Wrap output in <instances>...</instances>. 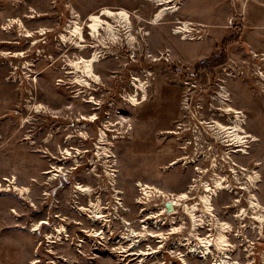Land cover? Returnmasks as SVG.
Here are the masks:
<instances>
[{"label": "rangeland", "instance_id": "1", "mask_svg": "<svg viewBox=\"0 0 264 264\" xmlns=\"http://www.w3.org/2000/svg\"><path fill=\"white\" fill-rule=\"evenodd\" d=\"M10 1L0 0V39L14 38L15 27L20 26L15 9L3 6ZM68 1L71 10L82 13L78 20L84 26L85 49L61 39V32L68 33L65 28L77 19L72 16L38 20L41 28L56 27L49 48L39 45L38 52L21 58L14 55L17 50L0 46V180L5 182L3 176L14 174L17 184L28 188L22 196L15 190L0 191V264H209V257L189 251L185 237H195L183 207L163 211L162 197L158 193L146 197L137 183L147 182L168 193L190 191L197 199L203 187L195 190L189 186L202 179L214 185L213 171L205 172L213 155L218 159L216 172L233 182V191L221 190L212 197L215 215L232 224L227 234L229 254L235 256L230 259L264 264V234L247 227V240L238 235L252 220L245 217L241 223L236 218L238 207L248 206L249 192L236 188L245 178L240 174L236 180L230 169L235 163L259 171L261 180L253 192L264 203V0H179L180 8L157 24L148 22L158 6L152 0ZM103 6L131 10L138 41L132 47L123 35L110 47H102L103 54L94 65L101 79L88 76L91 84L82 87L76 77L66 79L63 65L81 55L87 57L95 46L102 45L86 24L87 15ZM6 16L15 17L9 21L11 26L6 25ZM178 20L187 21L197 38L181 39L183 33L174 34L181 24ZM66 46L75 53L63 59ZM25 60L29 61L27 68L22 66ZM134 75L149 80L147 98L136 105L126 96L134 89ZM74 82L79 86L73 91ZM221 90H226L228 103L244 112L246 129L258 137L247 143V153L230 152L231 161L223 159L226 146L213 137V130L205 132L207 122L219 118L215 110ZM90 95L95 101L89 103ZM38 104L42 107L36 111ZM93 114L96 117L89 120ZM71 122L74 132L68 133L75 134L72 139L89 140L96 131L95 142L73 143V148L61 142L64 127ZM106 126L105 143L112 146V153L102 157L93 170L99 130ZM183 157L193 159L170 165ZM52 164L62 166L58 171L65 175L50 179L51 173L46 171ZM106 164L114 172L112 179L105 172ZM76 183L94 187L91 197L94 201L101 198L105 218L86 220L84 225L73 222L80 217L81 205L89 207V195L75 191ZM49 206L55 212L69 208L68 234L63 233L57 242L52 241L54 237H44L41 229L40 233L31 231L33 224L46 219ZM20 211L25 212L22 219ZM205 220L197 229L200 236L213 231ZM19 221L23 227L17 225ZM143 224L148 229L145 240ZM131 229L137 232V241L141 240L135 247L128 237ZM167 242L171 256L164 260ZM140 247L143 251L137 257L130 253Z\"/></svg>", "mask_w": 264, "mask_h": 264}, {"label": "bare ground", "instance_id": "2", "mask_svg": "<svg viewBox=\"0 0 264 264\" xmlns=\"http://www.w3.org/2000/svg\"><path fill=\"white\" fill-rule=\"evenodd\" d=\"M158 4L156 12L152 15V17L148 20L150 24H157L161 20H163L168 14H172L176 12L180 8L179 0H152ZM136 12V11H135ZM133 12L125 7H111V6H103L95 11H91L87 15V24L86 26L90 29L89 33L97 38L102 45L95 46L93 48L92 53L87 57L81 55L77 60L70 61L69 64L75 71L76 80L82 84V87L89 86L91 84L88 76H91L97 80L101 79V76L94 71V65L98 62L102 56V47H110V43H116L120 41V39L124 37L127 39L128 43L134 47L136 42L138 41V37L133 32V20H132ZM138 18L142 20L140 15H137ZM136 17V16H135ZM70 23L69 26L65 28L67 32H61V39L65 42L67 40H72L79 45L80 49H85L87 45L82 43L84 40V26L79 22L78 18ZM137 18V17H136ZM111 19V20H110ZM181 24L175 27L174 34L183 33L181 39H195L197 36L192 32L191 26L187 21L178 20ZM19 25L22 26V22L18 20ZM27 34H30V31L26 30ZM41 31H44V28H41ZM109 40H108V39ZM199 38V37H198ZM35 43V42H33ZM112 44V43H111ZM21 52L14 53V55L19 56ZM29 61L25 60L22 63L24 68L29 67ZM16 67V66H15ZM64 68V67H63ZM73 75V74H72ZM96 82V81H95ZM131 85L134 87L132 92L126 94L129 101L136 105L141 101L147 98L148 94V86L149 80H144L138 75H134L131 81ZM82 92V91H81ZM79 93V92H78ZM92 96V95H90ZM220 100L219 105L216 107L217 110L215 112L218 114L219 118H213L211 121L207 122L209 128L205 127V132L208 129H212L213 137L218 139L219 142L224 143L226 146V151L223 155V159L225 161L230 160V152H242L247 153L246 145L249 141H253L258 139V137L246 129L244 126V112L232 104L228 103V94L226 90H221L220 95L217 96ZM95 101V98L92 96L89 99V102ZM186 106V105H185ZM42 107V104H38L35 106V110L38 111ZM187 107V106H186ZM215 114V113H214ZM85 117V116H83ZM96 114L91 115L88 119L94 120ZM214 117V116H213ZM222 118V119H220ZM204 128V127H203ZM109 126L101 127L99 130V138L96 142L97 150L96 155L97 159H92L93 170H97V166L99 164V160L102 157H110L112 150L110 145H107L105 142L107 140V130ZM200 134H203L204 131L199 130ZM199 138V137H198ZM31 144L32 141H30ZM197 143L198 140H197ZM65 152H70L69 149H65ZM206 152H203L205 155ZM193 157L190 159L188 157H183L178 159L177 161H172L170 165H175L178 162L189 163ZM180 160V161H179ZM53 168L47 170L51 173L50 179L56 177L58 170L62 168V166L50 165ZM218 166V159L215 155L212 156L211 165L209 168L205 169V172L212 170L213 173L211 178L213 179L214 185H210L209 180H203L198 183L194 182L190 185V189L198 190L203 187V190H198L199 195L195 201L188 202L191 197L190 191H179L177 193H168L167 190L152 185L147 182H138L137 184L142 186L141 192H144L146 197L154 193H158L161 196H164L168 201V205L166 204V208L163 207V210L167 213H171L177 210L176 206L181 205L183 207V211L188 214L191 220V229L190 234H192L195 238L192 239L189 236L185 237L192 242L194 240V244H189V251L193 254L200 252L201 257L207 259V254L211 251L212 248L219 251L218 257L214 260L213 264H241L237 260L230 259V241L227 234V231L231 229L232 224L228 221H222L220 218L214 213V205L212 204L213 195L217 194L221 190H231L233 188V182L229 180L226 176L218 174L216 172ZM231 171L234 172V176L236 180L239 181L240 174L245 178V181L241 182V185L236 186L239 188H244L249 192V197L246 199L248 206H240L237 209L236 218L242 223L245 217L252 218L251 223L249 225L245 224L243 226V230L238 232V235H242L246 240L248 239L246 235V228L249 227L252 231H257L261 234H264V203L261 199L253 192V187L261 180V173L257 171L255 168L252 170H248L243 165H236L235 163L230 164ZM106 174L112 179V175L114 176V172L111 169L110 164H106L105 167ZM101 177V175H98ZM5 182L0 180V191L5 190H15L21 196L28 191L27 187H22L17 184L16 176L13 174L11 177L3 176L2 178ZM75 191L89 195V207L82 206L81 209L87 210L91 213V216L95 219L105 218V215L102 212V201L100 197H97L96 201L92 199V195L95 193L94 187L90 184H80L76 183ZM233 191V189H232ZM176 194V195H175ZM189 196V197H188ZM171 197V198H170ZM164 201V202H165ZM12 211H16L15 207H12ZM197 210H200V213H197ZM205 218H207L212 225L213 231L208 233L206 236L198 235V227L205 223ZM39 227V223L33 224L31 227V231H37ZM144 230V240L147 238L148 229L146 225L143 224ZM67 233V228L65 224L60 223L56 228V238L57 240L61 239L62 234ZM95 232H93L94 234ZM137 232L134 229H131L129 238L132 239L131 247L140 245V241H137L136 236ZM52 234H48V239H51ZM101 237L103 234L101 232ZM150 237V236H149ZM163 237L162 235L160 236ZM55 242V241H54ZM163 243V242H162ZM95 245V244H94ZM98 246V245H97ZM94 246L93 248H95ZM150 248V247H149ZM154 254V253H152ZM182 257L183 261L186 263L184 258V254L179 253ZM145 256V255H144ZM141 264V263H140Z\"/></svg>", "mask_w": 264, "mask_h": 264}, {"label": "flooded vegetation", "instance_id": "3", "mask_svg": "<svg viewBox=\"0 0 264 264\" xmlns=\"http://www.w3.org/2000/svg\"><path fill=\"white\" fill-rule=\"evenodd\" d=\"M3 6L5 8L11 7V8L15 9L14 14H16V17L19 18V20L22 22V26H19V28L15 27L17 34L15 36H13L14 38H11V39L1 38L0 39V46L12 48L14 50H17V52H21L22 54L19 55L21 58L26 57L28 55H31L35 51L38 52L40 49L39 45L42 46L43 44L50 43V38H52V36L55 35L56 27H50V28L47 27V29L44 28V31H41V27L37 24L38 20L43 19V18L66 19V18H69L71 16L72 17H79V18L82 17L81 12L74 11V10L70 9L68 0H44V1L42 0L41 2H37L36 0H16V1L13 0V1H10L8 4H5ZM6 18H7V22H5L6 25L11 26V23L9 21L11 19H15V17L6 16ZM6 25L1 24V27L7 32H11L10 30H8L6 28ZM58 25H61V22H59ZM22 27H23V29L30 31V34H27V31L22 32V30H21ZM29 28H31V29H29ZM17 35H20V36L17 37ZM83 35H84V32H83ZM82 41L83 42L85 41V36H84V40H82ZM33 42H35V43H33ZM46 47L49 48L50 47L49 44H47ZM76 48H77V46H76ZM64 50H66V52L63 53L64 54L63 59H65V57L69 58L71 55H74V53H75V51L71 50V48L69 46H66ZM70 66L71 65L69 63H66L65 65H63V67H64L63 69H65V71H66L65 75H66L67 80H71V77H75V71H74V69L69 68ZM73 85H75V86H73L70 90H73V91L77 90V87L79 86V84L77 85V83L74 82ZM24 88L26 89L25 85H24ZM88 102H89V100H88ZM13 112H14V114H17L18 110H14ZM58 120H61V119H58ZM71 125L74 126V123L71 122L70 125L64 127V130L62 132V136L64 138L61 139V142H63L64 144L66 143L71 148H73V143L79 144L81 142L82 144H85L89 141L95 142L94 139L96 137V131H95V133H93L91 135V139H89V140H81L80 141L79 139H72L71 137L74 136L75 134L68 133V131H72V133L74 132L73 128H70ZM57 158L60 159V157H57ZM46 172L49 173L48 171H46ZM60 174L65 175L64 172L58 171L56 177H58V175H60ZM67 182H68V180H67ZM58 183H59V181H58ZM195 197L196 196H192L191 199H195ZM54 206H57V205L54 204ZM83 206L85 207V205H83ZM81 207H82V205L78 209V214L80 216L79 219H77V220L74 219L73 222L76 225H84L86 220L94 222L96 219L91 216V213H89V211L86 212L84 209H81ZM155 208L159 209L160 207L155 206ZM164 208H166L165 202H164ZM37 211H39V210H37ZM18 215H19L20 219H22L23 216L25 215V212L20 211ZM145 215L147 216L148 214H145ZM44 216L46 217V219L37 221V223H39V227H38L37 231H39V233H40V229H41L44 237H46L48 239V237H47L48 234H52L51 238L54 237L52 241L57 242V238L55 237L56 234L53 231L56 232L57 225H59L60 223L65 224V226L67 228L66 234H68V226L70 224L69 208H65L60 212H55L54 208L49 206L47 209V212L44 214ZM142 218L143 217H139V219H142ZM98 219L102 220V218H98ZM17 225L20 227H23V225L21 224V221H19V223ZM80 229H81L82 233L85 232L84 227H80ZM86 234H88V233H86ZM169 239H170L169 242H171L172 239L171 238H169ZM186 243L194 244L193 240H192V242L187 241ZM154 244H157V243H154ZM168 245H169V243L167 242L166 247H164V251L166 252V254L164 256V258H165L164 260H167V257L169 258L171 256V254L168 252L169 251ZM162 246H163V244H162ZM149 247H151V245ZM142 251H143V249L140 247V248H138L137 251L130 252V253L133 255L135 254L137 257L138 255H140L142 253ZM178 252L180 253L181 251H178ZM127 254H129V253H127ZM218 255H219V251L212 248L211 251L207 254V257L210 258L208 263L213 264L214 260L218 257ZM229 255H230V258H233L235 256L234 253L229 254ZM242 255H243L242 259H244L243 257H246V252H243ZM234 260H237L239 263H241V260H238V259H234ZM35 261L36 260H34L33 263ZM37 263L39 264L40 262H37ZM140 263L142 264L143 262L141 261Z\"/></svg>", "mask_w": 264, "mask_h": 264}, {"label": "built area", "instance_id": "4", "mask_svg": "<svg viewBox=\"0 0 264 264\" xmlns=\"http://www.w3.org/2000/svg\"><path fill=\"white\" fill-rule=\"evenodd\" d=\"M142 189V186H140V190ZM161 196V195H160ZM162 197V201H161V208L163 209V207H164V201H165V197L164 196H161ZM164 211V210H163Z\"/></svg>", "mask_w": 264, "mask_h": 264}, {"label": "water", "instance_id": "5", "mask_svg": "<svg viewBox=\"0 0 264 264\" xmlns=\"http://www.w3.org/2000/svg\"><path fill=\"white\" fill-rule=\"evenodd\" d=\"M165 204H167V205H168V201H165Z\"/></svg>", "mask_w": 264, "mask_h": 264}]
</instances>
